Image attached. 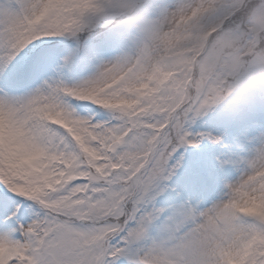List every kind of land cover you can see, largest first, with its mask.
<instances>
[{"label": "snow or ice", "instance_id": "6c2138e0", "mask_svg": "<svg viewBox=\"0 0 264 264\" xmlns=\"http://www.w3.org/2000/svg\"><path fill=\"white\" fill-rule=\"evenodd\" d=\"M0 264H264V0H0Z\"/></svg>", "mask_w": 264, "mask_h": 264}, {"label": "rangeland", "instance_id": "374dc122", "mask_svg": "<svg viewBox=\"0 0 264 264\" xmlns=\"http://www.w3.org/2000/svg\"><path fill=\"white\" fill-rule=\"evenodd\" d=\"M193 150L189 149V153H191Z\"/></svg>", "mask_w": 264, "mask_h": 264}]
</instances>
